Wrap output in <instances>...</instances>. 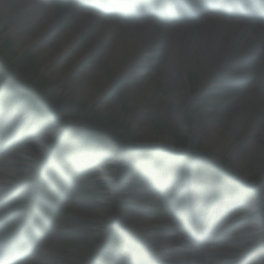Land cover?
Instances as JSON below:
<instances>
[{
    "label": "rangeland",
    "instance_id": "374dc122",
    "mask_svg": "<svg viewBox=\"0 0 264 264\" xmlns=\"http://www.w3.org/2000/svg\"><path fill=\"white\" fill-rule=\"evenodd\" d=\"M63 1L45 0V6L60 8ZM68 1L97 3V0ZM107 1L104 0L106 4ZM146 1L152 9L165 4L163 0ZM105 10L109 11L108 15L112 14L111 10ZM70 22L63 18L59 30L65 31ZM11 29L0 14V91L9 93V97L0 98V154L6 146L20 152L24 142L34 137L31 133L52 128L58 132L46 147V158H40L42 165L39 162L31 174L21 165H15L10 168L9 177L3 180L0 188L2 243L15 244L31 235L30 243L35 246L40 237H53L57 241L60 264H67V257L76 248L82 264H101V260L106 264H130L131 257L125 251L111 261H104L101 254L103 245L113 251L123 248L116 224H126L131 214L139 212L131 206L127 196L128 184L142 192L148 191L147 208L154 212L156 219L169 216L181 221V225L187 219L185 214L189 217L203 215L210 206L211 214L217 209L218 201H238L242 204L236 206L241 207L245 200L262 196L264 175L259 172L260 161L241 158L245 152L243 145L233 150L224 149L215 157L209 155L205 151L204 138L207 126L200 123L203 108L210 110L216 122H221L222 110L235 106L238 98L247 94L250 84L239 79L230 80L221 90L220 97L225 101L213 102L211 90L200 89L201 74L192 68L176 66L153 78V83L156 97L167 99L177 110L162 109L151 98L136 96L133 92L135 82L130 77L114 81L101 100L87 105L73 96L68 85H61L43 70L38 51H20ZM145 60V76L160 71V58L152 56ZM81 70L92 82L103 72L94 56L82 64ZM26 90L33 93V103L26 107L19 100L20 108L16 109L12 99L20 98L17 92ZM47 111L51 114V118L47 114L49 121L42 116ZM130 118L143 121L135 125V119ZM251 120L253 125L264 126V109L257 103L253 104ZM147 129L164 138L150 143ZM83 134L103 144L88 146L89 140L79 138ZM253 139L262 142L261 132L255 133ZM108 160L113 162L109 168L113 178L112 196L117 197V205L111 202L104 184L96 176L97 168ZM110 177L104 176L105 179ZM180 179L188 181L183 194L175 190ZM74 188H77L75 193ZM81 210L88 213L87 217ZM27 214L32 216L23 225ZM244 228L238 225L229 230V234L243 232ZM38 229L41 232L35 236ZM201 229L204 227H199ZM160 233L159 228L151 230V234ZM23 245L26 244L19 242L17 246L24 251L27 246ZM97 257L99 260L93 263ZM253 263L256 264V260Z\"/></svg>",
    "mask_w": 264,
    "mask_h": 264
},
{
    "label": "bare ground",
    "instance_id": "6f19581e",
    "mask_svg": "<svg viewBox=\"0 0 264 264\" xmlns=\"http://www.w3.org/2000/svg\"><path fill=\"white\" fill-rule=\"evenodd\" d=\"M184 1L190 2L204 19L194 23L198 15L189 17L187 25L172 32L156 26L153 21L155 15L146 12L144 4L139 2L134 3L141 17L139 24L125 29L119 24L127 23L108 21L95 6L94 9H84L72 3L53 9L45 6L44 0H0V14L5 17V24L11 25L20 51H38L43 70L61 85H68L73 96L87 105L101 100L114 81L130 77L135 82L133 92L136 96L151 98L162 109L177 110L167 99L156 97L153 83V78L176 66L192 68L201 74L200 89L211 90L213 102L225 101L220 97L223 94L221 90L230 80L249 82L247 94L238 98L235 106L222 110L221 122H216L210 110L203 108L200 123L207 126L204 138L205 151L209 155L215 157L224 149L233 150L243 145L245 152L241 158L260 161L259 172L264 175V126L253 125L251 120L254 103L264 109V25L254 16L241 15L243 11L239 7L248 0H231L232 3L226 0L229 3L223 6L204 5V0L202 5H199L200 0ZM224 7L235 14H221L225 12ZM211 13H219L220 16ZM65 17L71 24L61 31L59 23ZM91 56L97 58L99 67L103 69L94 82L81 70L82 64ZM152 56L160 58V71L145 76V59ZM257 68L259 72H255ZM110 109L111 106L107 107L108 111ZM138 121L135 119L133 123L137 125ZM57 132L56 128L39 132L27 139L20 152L12 151L7 157L0 158V188L14 165H21L31 174ZM147 132L151 137L150 143L164 138L150 129ZM258 132L262 134V142L253 139ZM112 164L111 160L106 161L97 168L96 176L104 184V191L108 192L111 202L117 205V197L112 196L114 192L111 189L113 178L109 166ZM104 175L111 177L105 179ZM263 191L262 188L264 194ZM263 194L259 199L245 200L243 206L224 221L223 232L235 226L237 221L245 227L243 232L226 234L223 242L218 244L214 231L208 237L207 245H203L205 248L199 246L202 250L182 237L176 219L154 217V212L147 208L150 202L147 190L142 192L133 188L127 193L139 212L131 214L126 225L145 241H154L156 257L168 264H250L261 256L263 258L257 264H264V248L261 249L264 243ZM81 213L85 217L88 215L83 210ZM217 218L216 214L209 217L210 220ZM155 228H159L161 233L151 234ZM41 243L36 249L28 247L34 255L24 264H60L56 239L48 237ZM67 261V264H82L77 248Z\"/></svg>",
    "mask_w": 264,
    "mask_h": 264
},
{
    "label": "water",
    "instance_id": "95a60500",
    "mask_svg": "<svg viewBox=\"0 0 264 264\" xmlns=\"http://www.w3.org/2000/svg\"><path fill=\"white\" fill-rule=\"evenodd\" d=\"M30 87V86H29ZM34 90V89H33ZM84 116V115H83ZM143 148H146V149H152V150H154L155 148L154 147H144L143 146ZM166 152H168V153H172V154H180V155H182V154H184V152H181V151H166Z\"/></svg>",
    "mask_w": 264,
    "mask_h": 264
},
{
    "label": "trees",
    "instance_id": "16d2710c",
    "mask_svg": "<svg viewBox=\"0 0 264 264\" xmlns=\"http://www.w3.org/2000/svg\"><path fill=\"white\" fill-rule=\"evenodd\" d=\"M21 98V97H20Z\"/></svg>",
    "mask_w": 264,
    "mask_h": 264
}]
</instances>
